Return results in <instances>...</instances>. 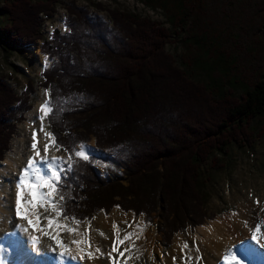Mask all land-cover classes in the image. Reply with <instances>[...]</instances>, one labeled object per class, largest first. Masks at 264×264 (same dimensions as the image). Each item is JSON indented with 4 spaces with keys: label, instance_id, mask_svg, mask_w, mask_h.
Masks as SVG:
<instances>
[{
    "label": "trees",
    "instance_id": "16d2710c",
    "mask_svg": "<svg viewBox=\"0 0 264 264\" xmlns=\"http://www.w3.org/2000/svg\"><path fill=\"white\" fill-rule=\"evenodd\" d=\"M136 1L160 9L169 27L93 2L107 11L103 18L73 1L65 8L67 32L42 43L54 61L40 78L49 91L46 121L55 145L71 155L93 136L105 152L71 159L57 193L64 197L61 216L82 222L119 205L123 212L144 214L148 223L155 211L162 242L169 244L188 225L212 218L207 167L223 169L230 145L251 147L264 134V56L255 61L264 53V0L253 11L260 17L253 34L245 17L256 0ZM58 2L1 0L7 21L0 27V49L44 40L38 15L52 18ZM179 40L184 53L177 65L165 49ZM254 44L260 47L252 52ZM184 67L199 68L203 80L192 79ZM29 106L27 96L19 97L0 77V161L17 113ZM101 164L105 173L122 178L98 174Z\"/></svg>",
    "mask_w": 264,
    "mask_h": 264
},
{
    "label": "bare ground",
    "instance_id": "6f19581e",
    "mask_svg": "<svg viewBox=\"0 0 264 264\" xmlns=\"http://www.w3.org/2000/svg\"><path fill=\"white\" fill-rule=\"evenodd\" d=\"M45 99H48L47 96L41 94L38 96L34 106L26 113V123L12 141L10 147L12 150L8 151L6 157L0 162V260L7 259L5 252L14 245V242H18L19 256L14 258L13 264H110L107 254L111 249L112 241L117 234L122 238L125 231L132 232L133 236L124 245H120L121 250L131 246L132 241H136L140 249L130 257L131 250L129 249L125 257L120 258L118 264H133L134 260L141 257H143L142 264H173L172 257L181 256V248L185 241L189 244L187 251L193 257L187 264H232L235 261L231 258L235 254L237 255L236 262L240 264L253 253L249 243L257 225L260 226L255 232L257 240L259 243H264V217L261 213L262 209L260 210L261 204L255 203L256 206L251 202H239L233 211L210 221L208 225L197 226L195 231L187 230L177 234L166 255L163 253L162 245L154 246L156 241L153 238L152 227L142 226V217L133 220L131 213H123L118 207L108 215L100 213L92 221L77 223L76 231L73 232V241L80 240L83 243L79 245L73 243L70 251L66 249L68 241L62 242L55 227L41 229L36 209L26 210V216L17 218L14 211L16 182L19 170L26 165L27 158L33 155L30 147L33 131H37L38 149L41 155H44L43 145L47 142L51 145L46 154L48 158L62 157L64 163L69 158L66 152L63 153L53 146L52 135L47 138L45 136L46 133H51L46 128V117L43 121L40 119L43 114L39 112V107ZM41 123H43V132L40 131ZM82 145L85 147L81 148L80 145L75 153L82 151L84 155L89 156L93 150L98 151L93 145ZM28 218L34 220V226L28 223ZM125 221L131 226L126 225ZM113 222L117 224L116 229H113ZM16 224L21 225L23 231L17 229ZM32 236L36 237L35 247L30 242ZM56 240H61L60 242L65 245V251L68 253L63 259H61V248L53 243L57 242ZM97 247L101 249L102 257L96 252ZM197 247L199 252L196 251ZM88 252L96 258L89 260L86 255ZM82 255L84 256L83 261L80 259ZM198 255L202 259L197 261L195 257ZM226 255L229 261L224 260ZM71 257H76V260H72Z\"/></svg>",
    "mask_w": 264,
    "mask_h": 264
},
{
    "label": "rangeland",
    "instance_id": "374dc122",
    "mask_svg": "<svg viewBox=\"0 0 264 264\" xmlns=\"http://www.w3.org/2000/svg\"><path fill=\"white\" fill-rule=\"evenodd\" d=\"M75 2V4L78 7L87 8L91 14H96L97 16H101L103 18L107 17V11L105 10H97L92 6L93 2H99L102 6H104L106 9H119L124 11H129L136 13L142 17L149 18L150 20L157 21L158 23L162 24L163 26L169 27L168 24L162 23L164 21V17L162 15V11L160 9L152 10L148 8L146 5H144L142 2L136 1V0H59L57 6H56V12L52 18H47L43 13H39L38 19L40 20L39 23V34H41L42 38L44 40L38 39L35 41V43L30 46L29 48L24 49H16V50H3L0 49V77L4 78V80L9 84L10 87H12L17 95L19 97L27 96L28 102L30 103L29 109L26 110L23 114L20 112L17 113V121L15 124V131L10 139V144L8 150L5 151L3 155V159L6 157V154L8 151H11L12 148V141L17 136V134L21 131V128L24 126V124L27 121V115L26 113L31 110V108L34 106V103L37 101L38 96L41 94L42 96L45 95V90H48L44 88L42 85V80L40 78V73L44 66L48 67L52 64L54 61V57L50 56L43 51V44L44 41H51V37H53L55 34H65L67 32V29L65 27L64 18L66 15V5ZM236 5V3H233ZM251 6L248 7V12L245 17L246 22V30L253 34V30L256 28V26L259 25L260 17L258 15H254L253 11L258 9L261 5L256 1H253L250 3ZM0 5L1 0H0ZM6 18L0 14V27L3 26V24L6 22ZM40 37V38H41ZM257 44V43H256ZM252 52L260 46L253 45ZM166 51L173 53L174 58H176L177 65L179 64V56L183 55L184 53V47L181 43V40L175 41L173 44L168 43L166 45ZM260 53V52H259ZM251 54V53H250ZM260 57L257 58L255 61H262L264 53H261L259 55ZM47 57V61L45 58ZM249 58L252 60L253 58L249 55ZM188 73V75L196 80H203V71H201L197 67L189 68L184 67ZM31 86L33 88L31 89L27 87V85ZM27 87V89H26ZM47 98L49 100V94L47 92ZM50 101V100H49ZM50 107V105H49ZM51 108V107H50ZM47 119V116H46ZM257 126L260 125V122L256 123ZM46 128L50 131V128L46 124ZM88 145H93L98 151L93 150L89 156H101L104 155L105 152L99 150L95 146V138L93 136L90 137V140L87 143ZM53 146L56 149H59L61 152L65 153L66 151L62 150L59 146L55 145L54 138H53ZM80 147V145L76 146L74 151L71 155L68 153V160H66V163H64V166L67 167L71 163V158H82L75 156V151ZM2 159V160H3ZM2 160L0 162H2ZM226 166L221 170H210L208 167L206 170H208L210 181L206 182V188L207 192L209 193V202L206 205L208 217L211 214L212 218H206L204 220L203 225H208L210 221L215 220L216 218L222 216L225 213L233 211L239 202H245V203H253L257 206L255 203H260V210L264 217V134L261 137H256L254 143L251 147H237L236 145H230L228 147V154L225 159ZM104 164L97 165L96 170L98 174L104 175L107 180H113L115 178H122L121 175H115L113 173H105L103 171ZM57 205L60 208V199L56 195L54 197ZM117 208L116 206L113 207L109 213ZM119 208V207H118ZM158 209H161L162 206L159 205L157 207ZM121 210V209H120ZM32 211H34L32 209ZM36 211H38V217L41 222V229L45 230L49 228L47 222V217L51 216L54 221H56L57 224L64 225V227H55L58 234L61 236L62 242L68 241L66 243V249L71 250L73 248L74 243V237L73 232H69L68 228H74L77 223L75 220L70 221L61 215L57 217L56 213L54 211H51L49 209L47 212L43 210V208H37ZM122 211V210H121ZM123 212V211H122ZM103 213L104 215H108L109 213H104L102 210L96 211L95 214L88 220L84 221H92V219L97 216L98 214ZM126 214L131 213L133 215V220H135L138 217L143 218V224L144 227H152V232L154 235V240L156 241L155 245L156 247L162 245L163 253L166 255L169 253L168 248L173 244V240L177 234L183 233L187 230L195 231V228L197 226L201 225H194L190 226L188 225L186 228L180 230L178 233L174 234L171 238V242L169 244H164L162 242V233L160 231L159 225L161 224V218L157 215V212L154 211V213H151V220H146L145 215H135L134 212L128 211L123 212ZM155 232V233H154ZM59 240V242L61 241ZM57 241V240H56ZM131 242V241H130ZM56 246L60 247V243L53 242ZM14 245L7 250L6 257L3 261V264H13L15 261V257L18 255V242H14ZM132 245L128 248L130 251V256L134 255V252L139 250L140 247L138 246L136 241H132ZM259 244H264L259 243ZM250 247L253 249L252 255L250 257L244 259L243 263L240 264H264V248H259L258 246H255L253 242L250 241L249 243ZM17 252V253H16ZM16 253V254H15ZM143 257L134 260L133 264H142ZM45 263V262H44ZM47 264V263H45ZM232 264H237V262H233Z\"/></svg>",
    "mask_w": 264,
    "mask_h": 264
},
{
    "label": "snow or ice",
    "instance_id": "6c2138e0",
    "mask_svg": "<svg viewBox=\"0 0 264 264\" xmlns=\"http://www.w3.org/2000/svg\"><path fill=\"white\" fill-rule=\"evenodd\" d=\"M47 61V57L45 58ZM48 90H45V95L47 96ZM50 101L45 99L44 103H42L39 107V112L43 115L40 116L41 121L52 111L49 107ZM40 131L43 132V123H41ZM52 133H46V138L51 136ZM31 150L33 155L27 158L26 165L19 170V175L17 177L16 182V193H15V216L17 218L26 216V210L29 209H37L43 208L45 212L49 209L54 211L59 217L61 215V210L57 205L54 197L59 192L60 188L63 186V182L68 179L67 174L71 171V165L67 167L64 166V159L62 157H47V152L51 145L49 143H45L43 145V152L44 155H41L40 150L38 149V141H37V131L34 130L32 133V144ZM84 145H81V148H84ZM77 157L83 156L85 160L88 159V156L84 155L82 151H77L75 153ZM45 169L47 171H45ZM60 200L63 201L64 197L61 195ZM116 207H119L117 205ZM143 215V214H141ZM74 219V218H73ZM47 222L49 226L55 225L56 227H64V225L57 224L56 221L52 219L51 216L47 217ZM28 223L30 225H35L33 219L28 218ZM126 225H129L127 221L124 222ZM135 223V221H133ZM15 227L23 231L21 225L16 224ZM137 227H139L137 225ZM259 225L256 226L253 234L251 235V241L254 243L255 246L259 248H264V244H259L257 240V235L255 232L259 229ZM117 228V224L113 222V229ZM69 232L76 231L74 228H68ZM133 233L130 231H125L122 238H120L119 234L117 237L113 239L111 249L107 254V258L110 264H118L120 258L125 257V254L129 251L128 247L123 248L121 250L120 245H124L126 241H129ZM55 239V237H53ZM30 242L32 243L33 247L36 245V237H30ZM57 243H60L57 240ZM77 245L82 244L83 241L76 240L74 241ZM195 243V242H194ZM61 248V259H63L68 253L65 251V245L60 243ZM189 244L187 241L184 242L181 248V256L176 257L173 256V264H187L188 261L192 260L193 257L190 252H188ZM196 251L199 252V248H196ZM96 252L103 256L101 249L99 247L96 248ZM87 257L89 260L94 259L96 257L93 256L91 252H88ZM72 260H76V257H71ZM81 261H83L84 256L80 257ZM195 259L198 261L202 259L201 256H196ZM232 261H237V255L232 256ZM225 261H229V257L226 255L224 256ZM0 264H3V261L0 260Z\"/></svg>",
    "mask_w": 264,
    "mask_h": 264
},
{
    "label": "built area",
    "instance_id": "2783aa9c",
    "mask_svg": "<svg viewBox=\"0 0 264 264\" xmlns=\"http://www.w3.org/2000/svg\"><path fill=\"white\" fill-rule=\"evenodd\" d=\"M52 38V37H51Z\"/></svg>",
    "mask_w": 264,
    "mask_h": 264
},
{
    "label": "water",
    "instance_id": "95a60500",
    "mask_svg": "<svg viewBox=\"0 0 264 264\" xmlns=\"http://www.w3.org/2000/svg\"><path fill=\"white\" fill-rule=\"evenodd\" d=\"M83 158V157H82Z\"/></svg>",
    "mask_w": 264,
    "mask_h": 264
}]
</instances>
